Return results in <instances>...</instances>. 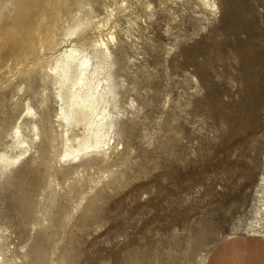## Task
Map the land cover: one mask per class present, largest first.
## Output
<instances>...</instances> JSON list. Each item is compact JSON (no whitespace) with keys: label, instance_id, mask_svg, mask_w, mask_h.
<instances>
[{"label":"rangeland","instance_id":"rangeland-1","mask_svg":"<svg viewBox=\"0 0 264 264\" xmlns=\"http://www.w3.org/2000/svg\"><path fill=\"white\" fill-rule=\"evenodd\" d=\"M92 1L100 17L120 3ZM124 1L117 75L139 111L108 165L74 174L50 79L37 66L18 91L26 81L0 69V150L25 116L12 92L31 97L41 128L0 178L10 264H202L250 216L264 172V0H213L214 13L199 0Z\"/></svg>","mask_w":264,"mask_h":264},{"label":"bare ground","instance_id":"bare-ground-1","mask_svg":"<svg viewBox=\"0 0 264 264\" xmlns=\"http://www.w3.org/2000/svg\"><path fill=\"white\" fill-rule=\"evenodd\" d=\"M199 3L210 13L217 8L213 0ZM109 5L103 4L105 12L100 17L92 0H0V69L7 66L26 81L22 88L17 84L18 91L31 87L29 80L37 66L50 79L57 106L53 131L59 157L72 165L74 174L82 167L113 161L119 154L118 138L130 127L126 122L139 111L135 100L124 99L115 52L120 44H127L115 30L116 18L130 12L133 5L124 0L115 9ZM146 7H151L150 2ZM18 91L8 99L15 107L23 105L25 116L8 133L10 142L0 150V178L40 140L38 112L31 97H15ZM254 194L250 216L220 241L238 233L264 239V172ZM3 236L0 227V264H10L3 252Z\"/></svg>","mask_w":264,"mask_h":264},{"label":"crops","instance_id":"crops-1","mask_svg":"<svg viewBox=\"0 0 264 264\" xmlns=\"http://www.w3.org/2000/svg\"><path fill=\"white\" fill-rule=\"evenodd\" d=\"M205 264H264V239L242 234L223 239Z\"/></svg>","mask_w":264,"mask_h":264},{"label":"snow or ice","instance_id":"snow-or-ice-1","mask_svg":"<svg viewBox=\"0 0 264 264\" xmlns=\"http://www.w3.org/2000/svg\"><path fill=\"white\" fill-rule=\"evenodd\" d=\"M202 3H206V0H202Z\"/></svg>","mask_w":264,"mask_h":264}]
</instances>
